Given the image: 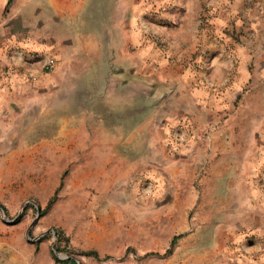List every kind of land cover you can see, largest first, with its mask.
<instances>
[{"label":"rangeland","instance_id":"374dc122","mask_svg":"<svg viewBox=\"0 0 264 264\" xmlns=\"http://www.w3.org/2000/svg\"><path fill=\"white\" fill-rule=\"evenodd\" d=\"M8 1L0 264H264V0Z\"/></svg>","mask_w":264,"mask_h":264},{"label":"trees","instance_id":"16d2710c","mask_svg":"<svg viewBox=\"0 0 264 264\" xmlns=\"http://www.w3.org/2000/svg\"><path fill=\"white\" fill-rule=\"evenodd\" d=\"M13 1L14 0H9L7 6L9 7L13 3ZM52 201H53V199H52ZM52 201H50V204H51ZM0 207L6 211V208L2 204H0ZM174 244H175V241L172 242V246ZM91 254H94V253H91ZM57 261L61 262V263H64V264H78L75 260H72V259H67V260H63V261L57 260Z\"/></svg>","mask_w":264,"mask_h":264},{"label":"water","instance_id":"95a60500","mask_svg":"<svg viewBox=\"0 0 264 264\" xmlns=\"http://www.w3.org/2000/svg\"><path fill=\"white\" fill-rule=\"evenodd\" d=\"M3 213H4V211H3ZM38 214H39L38 216L40 217V216H41V208H38ZM32 227H33V225H32ZM32 227H31V228H32ZM57 257H58V258H61V259H67V258H68V257L65 256V255H57ZM75 261H76L78 264H81L79 260L76 259Z\"/></svg>","mask_w":264,"mask_h":264}]
</instances>
